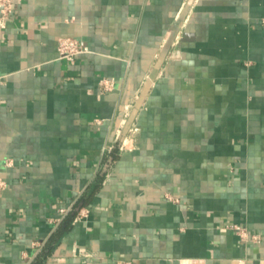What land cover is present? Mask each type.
Listing matches in <instances>:
<instances>
[{
    "label": "crops",
    "instance_id": "obj_1",
    "mask_svg": "<svg viewBox=\"0 0 264 264\" xmlns=\"http://www.w3.org/2000/svg\"><path fill=\"white\" fill-rule=\"evenodd\" d=\"M14 2L0 264L264 263V0Z\"/></svg>",
    "mask_w": 264,
    "mask_h": 264
},
{
    "label": "built area",
    "instance_id": "obj_2",
    "mask_svg": "<svg viewBox=\"0 0 264 264\" xmlns=\"http://www.w3.org/2000/svg\"><path fill=\"white\" fill-rule=\"evenodd\" d=\"M15 0H0V26H3L7 18L12 14ZM89 48L83 45L79 40L72 36H60L57 39V53L61 59L72 60L76 55L88 53ZM100 86L103 90H110L112 87V79L102 78L100 80ZM13 161L11 158L5 160L6 166H12ZM7 186L6 181L0 177V190ZM84 216L85 211L80 210L76 217ZM238 232L240 238L244 241L257 240V235H250L246 229L234 226ZM114 264H138L133 259H116Z\"/></svg>",
    "mask_w": 264,
    "mask_h": 264
},
{
    "label": "trees",
    "instance_id": "obj_3",
    "mask_svg": "<svg viewBox=\"0 0 264 264\" xmlns=\"http://www.w3.org/2000/svg\"><path fill=\"white\" fill-rule=\"evenodd\" d=\"M101 177H99L100 179ZM76 214V210H73L70 213V217H67L64 220V224L62 227H59L48 239L46 244L42 247V249L38 252L35 258L32 260L31 264H43L51 250L54 248V245L58 242L59 236L61 235L64 228L69 226L73 220L74 215Z\"/></svg>",
    "mask_w": 264,
    "mask_h": 264
},
{
    "label": "water",
    "instance_id": "obj_4",
    "mask_svg": "<svg viewBox=\"0 0 264 264\" xmlns=\"http://www.w3.org/2000/svg\"><path fill=\"white\" fill-rule=\"evenodd\" d=\"M257 264H264V263L261 262V263H257Z\"/></svg>",
    "mask_w": 264,
    "mask_h": 264
}]
</instances>
